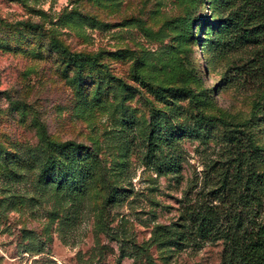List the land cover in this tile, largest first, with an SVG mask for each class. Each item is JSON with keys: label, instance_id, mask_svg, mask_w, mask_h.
Segmentation results:
<instances>
[{"label": "rangeland", "instance_id": "374dc122", "mask_svg": "<svg viewBox=\"0 0 264 264\" xmlns=\"http://www.w3.org/2000/svg\"><path fill=\"white\" fill-rule=\"evenodd\" d=\"M259 251L264 0H0V264Z\"/></svg>", "mask_w": 264, "mask_h": 264}, {"label": "trees", "instance_id": "16d2710c", "mask_svg": "<svg viewBox=\"0 0 264 264\" xmlns=\"http://www.w3.org/2000/svg\"><path fill=\"white\" fill-rule=\"evenodd\" d=\"M17 22H25L27 24H30L32 26H37V23L34 22H30V21H26V20H19ZM52 42L54 44V48L56 49H62L63 51H68L66 47H64L62 44H60V42L56 39V38H52ZM88 58H91L95 61H97V59L95 58V56H92L90 54H85ZM201 119H206L209 118V115H202L200 114L199 116ZM234 264H264V251H259L257 253H253V254H245L242 258L236 260V262Z\"/></svg>", "mask_w": 264, "mask_h": 264}]
</instances>
